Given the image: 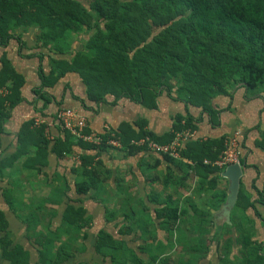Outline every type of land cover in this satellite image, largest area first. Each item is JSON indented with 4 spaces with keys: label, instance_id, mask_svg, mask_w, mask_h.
<instances>
[{
    "label": "trees",
    "instance_id": "16d2710c",
    "mask_svg": "<svg viewBox=\"0 0 264 264\" xmlns=\"http://www.w3.org/2000/svg\"><path fill=\"white\" fill-rule=\"evenodd\" d=\"M30 30H33V48L41 50L36 58L39 62L46 58L49 63L47 73L39 65L40 84L34 90L44 108L51 102V96L43 90L54 87L63 76L72 72L81 79L88 100L94 103L106 101L109 96L113 100L126 97L153 108L158 94L163 91L183 103L185 109L183 114L175 116L171 129L163 135L157 136L144 128L142 120L124 122L114 133L96 134L98 144L77 139L63 129L48 139L45 124L33 127V119H28L17 133L15 151L0 158V179L6 174L10 176L9 172L14 171L20 161L22 168L33 175L39 174L41 168L47 166L49 154L57 159L67 158L78 148V166L72 169L78 172L74 193L79 196L92 193L91 197L102 203L107 201L102 183L109 177V171L99 156L113 147L108 140L116 139L120 147L114 148L125 155L150 151L146 142L168 143L175 132L195 129L196 120L189 108L214 118L217 110L213 107V99L231 96L237 88L245 90V97L262 96L264 113V0H0V47H5L11 40L26 47L22 37ZM76 42L80 48L73 47ZM24 82L6 52H2L0 147L4 122L12 108L21 102ZM259 126H256L258 137L254 146L264 153V127ZM86 127L87 123L83 133H93ZM141 139L144 143L136 144ZM224 148L223 138L189 141L179 151L189 164L182 163L180 158L160 154L174 166L191 169L198 178L197 190L204 184L213 188L206 207L192 208L191 218L196 222L190 223V228L198 233L196 238L188 240L181 236L177 222L187 209L179 208L177 200L171 196L162 200L150 197L154 202L152 214L158 220L157 228L167 233L165 239L158 240L149 209L139 198H135V202L129 197L122 200L117 191L114 195L121 201V212L125 213V204H132L131 217L143 218V223L134 220L125 228L127 231L138 229L137 238L143 243L137 249L146 253L148 260L139 257L125 241L113 239L104 229L97 233L96 252L104 260L109 258L110 264H196L204 257L210 242L203 236L208 231V218L212 217V211H220L227 195V188L215 187L222 170L203 161H215ZM242 157L240 164L244 171L251 165H246ZM54 179L47 184L48 190L17 205L15 197L23 196L22 192L16 191L17 186L10 185L2 190L9 206L26 210L25 215L18 214L23 218L26 230L39 236L33 237V243L38 246L36 264H63L73 255L76 238L88 225V217L81 206L63 203V197L69 191L66 181L58 174ZM251 188L257 199H251V194L240 182L229 223L219 226V239L218 231L214 235L223 252L219 264H264V243L253 240L247 229L251 221L248 210L262 218L255 203L264 205V188L258 190L254 182ZM45 204L63 206V223L55 229L47 223L46 234H38L35 226L40 218L46 214L51 220L56 215V210L43 212ZM117 213L119 211L114 208L105 209L107 220ZM7 226L0 210L3 257L8 264H28L27 251L19 245L10 247ZM56 233L64 235L65 239H58ZM175 245L181 246L188 256L171 257L169 252ZM235 246L237 253L233 254Z\"/></svg>",
    "mask_w": 264,
    "mask_h": 264
},
{
    "label": "crops",
    "instance_id": "0c3cea01",
    "mask_svg": "<svg viewBox=\"0 0 264 264\" xmlns=\"http://www.w3.org/2000/svg\"><path fill=\"white\" fill-rule=\"evenodd\" d=\"M32 32L30 30L28 34L22 37L26 47L18 45L14 40H11L5 47H0V54L6 52L16 71L25 79L24 85L21 87L22 100L12 108L9 118L4 122L0 158L9 156L15 151L17 133L22 123L34 116L39 117L42 123L45 124V135L48 139H52L53 135L60 133L62 129L54 120V116L62 108L76 110L79 115L86 119L88 131L94 134H101L106 131L114 133L121 123H135L142 120L144 128L159 136L171 129L177 114H183L184 104L167 96L163 91L158 94L153 108L143 106L126 97L113 100L109 96L106 101L91 102L87 98L86 87L81 79L72 72L63 76L54 87L43 90L51 96V102L44 108L43 101L39 99L34 90L40 84L38 78L39 65H42L44 72L47 73L49 63L46 58H43L41 62L36 58L35 55L41 50L33 48L35 42ZM76 46V44L73 45L74 48ZM42 52L45 53V50H42ZM212 104L217 110L214 118L206 113L200 115L198 110L189 108L196 120V127L185 144L192 140L207 138H223L224 142L229 141V139L234 140L246 165H251L243 171L240 182L244 185V189L251 194V199H257L251 184L254 182L256 187V182L261 177L264 181V153L254 146V141L258 137L256 126L264 127L262 96L245 97V90L237 88L232 91L231 96L214 98ZM74 151V155L71 156L70 160V157L57 159L53 154H49L47 166L42 167L40 173L35 175L22 168L21 158L14 171L9 172L11 173L10 176L6 174L0 179V210L7 220V234L11 240L10 247L19 245L27 251L29 254L28 264H36L37 261L38 246L33 243V237L37 234L33 235V233L27 231L23 218L18 216V214L25 215L26 210L22 208L21 211L15 206H9L2 196V190L10 187V185H16V191L23 194L22 197H18L16 194V197H18H15L16 205L18 202L26 203L31 197H38L45 190H48L47 184L53 181L56 174L60 175L61 178L63 177L66 181V189H69L67 196L63 197V203L72 202L76 206H81L85 210V216L88 217V225L83 228L74 243L73 255L63 264H110L109 258L104 260L95 250L97 233L101 229L106 230L113 239L125 241L129 247L136 251L139 257L148 260L146 253H141L137 249L143 243L142 240L137 238L138 229L127 231L125 228L134 220L143 223V218L131 217L130 206H133L132 204H125L123 207L125 213L121 212V201L114 195L117 191L122 196V200L129 197L131 202H135V198H139L149 209L148 212L151 214L156 229V239L158 240L165 239L167 233L157 228L158 220L152 214L154 202L150 200V197L153 200L156 198L162 200L163 197L171 196L173 200H177L179 208L184 207L187 209L185 215L180 216L177 222V224L180 223L181 236L188 240L196 238L198 233L190 228V223L196 222L191 218L192 208L206 207L205 205L210 200V193L213 188L210 189L204 184L202 189L197 190L198 178L191 169L184 166H174L168 163L159 153L152 151L125 155L122 151L112 147L107 151H102L99 156L104 168L109 171V177L102 183V189L107 193V201L101 203L91 197L92 193L85 196L74 193V183L78 179V172L72 171V169L78 166L76 152L79 149L75 148ZM178 158L181 159L182 163L189 164V161L185 158L181 156ZM165 176L168 178L167 181H165ZM220 177L221 179L215 187L228 188L227 179L221 175ZM247 181L249 186L246 184ZM261 187L264 188V185H261L260 189L256 188L261 190ZM126 193L128 195H125ZM255 207L262 218L255 216L252 210H248L247 215L251 218V221L247 224V229L250 230L253 240L264 243V221L262 220L264 218V205L257 201ZM62 208V205H44L43 212L56 210V215L51 220L46 214L45 217L40 218L35 226L38 234H46L47 223L51 224V229L62 225ZM107 208H114L119 213L107 220L105 216V209ZM211 216V218H208L210 221L206 228L208 231H205L203 235L210 242H208L204 257L196 264H219V256L223 254L222 250L219 249L218 239L221 234L219 226L224 223V220L219 217V211H212ZM217 231L218 239H215L214 235ZM175 235L176 232H174L173 237ZM56 236L60 240L65 239L64 235L56 233ZM236 253L237 246L233 247V254ZM169 254L171 257H178L182 254L186 258L189 253H184L181 246L175 245ZM8 263L9 261L3 257L0 249V264Z\"/></svg>",
    "mask_w": 264,
    "mask_h": 264
},
{
    "label": "built area",
    "instance_id": "2783aa9c",
    "mask_svg": "<svg viewBox=\"0 0 264 264\" xmlns=\"http://www.w3.org/2000/svg\"><path fill=\"white\" fill-rule=\"evenodd\" d=\"M33 127H38L42 120L34 116L33 118ZM56 122L61 127V129L69 132L74 135L77 139H82L83 141L98 144L99 139L96 134L83 133V129L86 126V119L77 113L76 110L70 108H62L57 111L56 114ZM192 132L189 130H182L174 133V137L171 141L165 144H158L155 142H146L147 148L155 153L166 154L171 157H179V151L185 145V142L190 138ZM144 141L140 140L136 142V144H143ZM108 144L113 147H120V144L116 139L108 140ZM242 154L239 151L237 143L234 140H230L225 142V148L222 151L221 155L213 162H208L204 160L205 164H212L217 168L223 170L226 166L239 163Z\"/></svg>",
    "mask_w": 264,
    "mask_h": 264
},
{
    "label": "water",
    "instance_id": "95a60500",
    "mask_svg": "<svg viewBox=\"0 0 264 264\" xmlns=\"http://www.w3.org/2000/svg\"><path fill=\"white\" fill-rule=\"evenodd\" d=\"M220 175L227 179L228 191L225 202L219 211V217L224 220V223H229V215L237 199L240 179L243 175V167L239 163L228 165L220 172Z\"/></svg>",
    "mask_w": 264,
    "mask_h": 264
},
{
    "label": "rangeland",
    "instance_id": "374dc122",
    "mask_svg": "<svg viewBox=\"0 0 264 264\" xmlns=\"http://www.w3.org/2000/svg\"><path fill=\"white\" fill-rule=\"evenodd\" d=\"M32 31H33V30H32ZM28 33H29V32H28ZM28 33H27V34H28ZM31 40H32V39H31ZM75 44L77 45L76 47L80 48V47H79L80 44H79L78 42H76ZM68 157H70V158H69V160H70V159H71V155L68 156ZM261 178H262V177H261ZM261 178H260V179H261ZM260 179H258V181L256 182V187H258L259 189H260V186H261V185H262V186L264 185V181H263L262 179H261V180H260ZM248 181H250V180H248ZM248 181L246 182V184L249 186V182H248ZM262 181H263V183H262ZM261 188H262V187H261Z\"/></svg>",
    "mask_w": 264,
    "mask_h": 264
}]
</instances>
